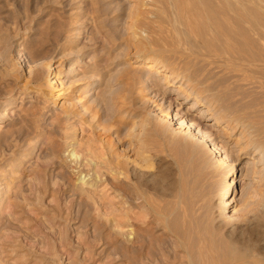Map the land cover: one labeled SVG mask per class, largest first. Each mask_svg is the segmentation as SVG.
Returning <instances> with one entry per match:
<instances>
[{
  "label": "rangeland",
  "instance_id": "rangeland-1",
  "mask_svg": "<svg viewBox=\"0 0 264 264\" xmlns=\"http://www.w3.org/2000/svg\"><path fill=\"white\" fill-rule=\"evenodd\" d=\"M153 3L0 0V264H149L154 257L150 264H264V162L252 144L238 140L241 128L204 124L220 111L249 123L264 142V43L257 62L175 49L165 33L160 46L151 44L149 31L161 29ZM138 55L157 57L160 64L132 62ZM75 61L79 69L67 74ZM57 73L63 84H49ZM175 76L180 81L169 86ZM202 85L209 90L200 91ZM179 88L192 92L189 100H172ZM56 93L62 95L56 99ZM210 96L216 104H229L200 119L221 146L223 161L221 153L206 154L186 142L178 127L180 119L200 115L210 102L187 111L190 100ZM118 160L124 164L114 165ZM84 175L95 184H83ZM134 202L141 209L150 203L151 219L169 209L164 213L183 232L184 243L176 241L174 228L156 225V241L139 250L142 261L133 258L135 251L126 253L121 240L142 228ZM234 205L249 212L251 229L237 239L226 233L234 224L227 217ZM121 215L133 224L113 221L109 229L120 240L109 245L103 223ZM226 240L244 251L243 262L230 261ZM155 243L165 245L164 259Z\"/></svg>",
  "mask_w": 264,
  "mask_h": 264
},
{
  "label": "bare ground",
  "instance_id": "bare-ground-1",
  "mask_svg": "<svg viewBox=\"0 0 264 264\" xmlns=\"http://www.w3.org/2000/svg\"><path fill=\"white\" fill-rule=\"evenodd\" d=\"M153 5H155L156 12H154V19L156 21V23L159 24V26L161 27V29L159 30H150V35L151 37V44H155V45H161L162 41L165 42V36H168V41H166L168 43V45H171L173 48L175 49H182V47L186 48V51L188 50L189 52H191L192 54H202V55H206L208 57V55L210 56H217L220 58H226V59H236V61L238 59H240L239 61H244L247 60V62H254L256 60H260V56H261V40L262 43H264V0H156V3ZM145 14V13H144ZM143 14V15H144ZM149 17V16H148ZM142 18V17H140ZM145 18V16H144ZM142 18V19H144ZM146 19V18H145ZM140 21V20H139ZM146 21V20H145ZM142 21V22H145ZM148 22H151L152 20H148ZM154 23V22H153ZM144 25V24H143ZM151 25V23H150ZM154 26V24H153ZM152 29V28H151ZM163 33H165L166 35L163 36ZM161 40V42H159ZM149 44V45H151ZM163 46V45H162ZM167 46V45H166ZM264 46V44H263ZM262 46V47H263ZM253 47H256L255 50ZM170 48V47H169ZM184 50V49H183ZM264 50V48H263ZM188 53V52H187ZM263 54V52H262ZM18 56H23V54L21 52L18 53ZM186 57V55H184ZM199 56V55H198ZM203 57V56H202ZM263 57V56H262ZM196 59V58H195ZM264 59V58H263ZM22 60V59H21ZM217 60V59H216ZM219 60V58H218ZM225 60V59H223ZM228 60V61H229ZM227 61V63H229ZM232 61V60H231ZM230 61V62H231ZM19 62V61H18ZM132 62H140V63H147V62H152V64L150 65V67H153L154 65H158L160 64L159 59H157V57L154 56H150V55H138L136 56L135 60ZM226 62V60H225ZM257 62V61H256ZM256 62L254 64V66L256 65ZM261 62V61H260ZM259 62V63H260ZM77 61H75L74 63L70 64V66H74L71 69H69V71L67 72V74H70L72 72H74L75 70H77L78 65L76 64ZM210 63V62H209ZM221 63V62H220ZM233 63V62H232ZM264 63V61H263ZM212 64V63H211ZM223 64V63H222ZM235 64V63H234ZM262 63H260L261 65ZM163 65V64H161ZM237 65V63H236ZM249 65V64H248ZM251 65V64H250ZM243 66V65H242ZM263 67V65H261ZM253 67V66H252ZM244 68V67H243ZM246 68V66H245ZM249 68V67H247ZM257 68H261V67H257ZM256 68V69H257ZM79 69V68H78ZM165 67L162 66L161 70H164ZM234 69V68H233ZM96 70V69H95ZM141 70V69H140ZM261 70V69H260ZM129 71L135 72V68H130ZM137 71V70H136ZM253 71V70H252ZM231 72V71H230ZM229 72V73H230ZM233 72V71H232ZM141 73V72H140ZM143 74V73H142ZM234 74V73H233ZM238 74V73H237ZM241 75V74H240ZM254 75V74H253ZM238 76V75H237ZM245 76V75H244ZM251 76V75H250ZM210 77V76H209ZM240 77V76H239ZM256 77V76H255ZM260 77V76H259ZM249 78V77H248ZM263 80V79H262ZM180 78L178 76L172 77V79L168 80L167 82L169 83V86L171 85H175L176 82H179ZM254 81V80H253ZM247 82V81H246ZM264 82V81H263ZM48 83L49 84H54V83H59V84H63V81L60 80V75L59 73L55 74L53 77L48 78ZM191 83V82H190ZM251 83V82H250ZM200 84V83H198ZM248 84V83H246ZM254 84V83H253ZM256 84V83H255ZM263 84V83H262ZM195 86V84H193ZM197 85V84H196ZM249 85V84H248ZM251 85V84H250ZM54 86V85H52ZM203 86V85H202ZM204 87V86H203ZM202 87V88H203ZM245 87V85L243 86V88ZM253 87V86H252ZM258 88H260L257 85ZM201 88V89H202ZM209 87L206 88V85L204 87V89L200 90L202 92H205ZM250 88V87H249ZM257 88V89H258ZM253 88H251L252 90ZM264 89V88H263ZM262 89V90H263ZM209 90V89H208ZM207 90V91H208ZM244 90V89H243ZM248 90V89H247ZM206 91V92H207ZM252 92V91H251ZM250 92V94H251ZM262 92V91H261ZM62 93V92H61ZM61 93H56L55 94V98L58 99L62 94ZM258 93V92H257ZM260 93V92H259ZM192 92L191 91H187L184 88H179L178 93L172 97V100L175 99H179L181 100V102H185L187 100H189V96H191ZM249 94V95H250ZM261 94V93H260ZM208 95V93H207ZM207 95H204V98H207ZM246 95V94H245ZM244 95V96H245ZM252 96V94H251ZM210 99H200L199 97H196L192 100H190L189 103V107L187 108V111H191V110H195L198 108H201V104L202 102H209L208 105L204 106L203 108H201L202 113L200 115H194V118H188V117H183L182 119H180L178 121V127H181L184 129L183 135L182 137L185 138L186 142H188L189 144L192 143V145H198L199 147L202 148V150L206 153V154H213V153H221L219 156L220 158L223 160H227L226 157H223V153H222V149L221 146L214 140H212V136L210 137L209 135H207V133L204 131V129H202L200 127L201 125V118H206L207 116H209V114L211 115V113H216V111L218 109H221L224 106H227L229 104H227L226 102H222L221 104H216V101H212L211 96L209 97ZM254 98V97H253ZM214 99V98H213ZM257 99V98H256ZM250 100V99H249ZM246 101V100H245ZM253 101V99L251 100ZM260 101V100H259ZM263 101V100H262ZM172 102V101H171ZM244 102V101H243ZM253 103V102H252ZM174 104V103H173ZM247 104V103H245ZM244 104V105H245ZM256 104V103H255ZM254 104V105H255ZM262 104V103H261ZM260 104V106H261ZM264 104V103H263ZM249 106V105H248ZM219 107V108H218ZM256 107V106H255ZM259 107V106H258ZM262 107V106H261ZM218 108V109H217ZM252 108V107H251ZM217 109V110H216ZM249 109V108H248ZM260 109V108H259ZM257 110V109H256ZM250 111V110H249ZM220 112V111H219ZM217 112V114L215 115L214 118L208 120L205 124L206 127H208L209 129H212L211 127H215L217 125H219L221 122H225V125H228L229 123L233 124L234 130H239L241 128V132H243V135H241V137L238 140H242V142H247L252 144L255 147V152L254 154H260L259 156V160L261 162H264V142L259 139L255 138V135L252 129H251V125H249V123H246L245 121H242L241 119H229L226 118V116L223 113H219ZM248 112V111H247ZM262 112V111H261ZM200 113V112H199ZM257 114V113H256ZM260 114V113H259ZM262 114H264V110L262 112ZM258 115V114H257ZM260 116V115H259ZM166 117L168 118H173V116L171 115H167ZM255 118V117H254ZM264 118V117H263ZM253 119V118H252ZM260 119V118H259ZM255 119H253L252 121H254ZM249 122V121H248ZM262 122H264V120H262ZM260 126V125H259ZM254 127V126H253ZM252 127V128H253ZM262 129V128H261ZM264 132V130H263ZM262 135V134H261ZM228 136V135H227ZM264 136V135H263ZM175 137V136H174ZM247 139H244L246 138ZM179 139V137H178ZM170 140V139H169ZM180 140V139H179ZM247 140V141H246ZM264 140V139H263ZM184 142V141H183ZM238 142V141H237ZM243 143L239 144V149H242ZM183 145V144H182ZM202 152V151H201ZM74 152H72L73 155ZM75 154V153H74ZM194 155V154H193ZM145 156V155H144ZM49 161V160H48ZM46 162V161H45ZM92 162V161H90ZM86 163L89 166L92 167H96L97 162L94 163ZM123 162V161H122ZM121 162V163H122ZM47 163V162H46ZM110 163V161H109ZM117 165L120 163L119 160L116 162H114V165ZM120 163V164H121ZM42 164V163H41ZM44 164V161H43ZM111 164V163H110ZM119 164V166H120ZM124 164V163H122ZM50 165V164H49ZM264 165V164H263ZM43 167V166H42ZM51 167V166H50ZM98 167V165H97ZM113 167V166H112ZM117 167V166H116ZM264 168V167H263ZM38 169V167H37ZM96 169V168H95ZM92 170V169H91ZM93 171V170H92ZM96 171V170H94ZM264 171V170H263ZM40 172V171H39ZM42 172V171H41ZM97 172H99L97 170ZM98 175V173H97ZM96 175V176H97ZM70 176V175H69ZM116 176V175H115ZM86 175L81 176L83 184L85 183H92L95 184V181L93 182L92 180H88L85 179ZM50 178V177H49ZM96 178V177H94ZM93 179V178H92ZM101 179V178H100ZM40 180V179H39ZM113 180V179H112ZM54 181V180H53ZM97 181V179H96ZM100 181V180H99ZM81 182V183H82ZM41 183V182H40ZM89 183V184H90ZM233 183V180H229V185H231ZM42 184V183H41ZM48 185V184H47ZM54 185V184H52ZM79 185V184H78ZM77 185V187H78ZM228 185V186H229ZM82 186V185H81ZM91 186V185H90ZM47 187V186H46ZM51 187V186H50ZM76 187V186H75ZM81 188V187H80ZM58 190V189H56ZM84 190V189H83ZM94 190V189H93ZM50 191V190H49ZM90 192V190L88 191V193ZM52 193V192H51ZM91 193V192H90ZM144 193V192H143ZM227 193V192H226ZM50 194V193H49ZM87 194V193H86ZM93 194V193H92ZM51 195V194H50ZM54 195V194H53ZM89 195V194H88ZM91 195V194H90ZM144 195V194H143ZM94 196V194H93ZM93 196H91L93 198ZM231 196V194H230ZM227 197L226 200H224V205L225 204H229L231 201H229L228 199L230 198ZM42 197V196H41ZM51 197V196H50ZM89 197V196H88ZM85 196V198H88ZM89 199V198H88ZM91 199V198H90ZM141 199V198H140ZM52 200V199H51ZM92 200V199H91ZM231 200V199H230ZM90 201V200H89ZM143 201V200H142ZM223 201V199H222ZM122 202V201H120ZM140 202V201H139ZM150 202V201H149ZM221 202V201H220ZM123 203L125 204L126 202L123 201ZM122 203V204H123ZM128 203V202H127ZM141 203V202H140ZM222 203V202H221ZM123 204V205H124ZM129 204V203H128ZM125 204V205H128ZM133 204L135 207L138 206L139 203L134 202V203H130ZM142 204V203H141ZM144 206L141 209V205L138 206L140 207L139 213L138 211H136L138 214V218L134 217V219L136 218L137 220H141L139 222H141L142 228L140 230V232L137 230V232L140 233V235H138L136 237V233L131 237H127V238H123L121 240V246L123 247V249L125 250V252H129V251H135L134 253L137 254L136 256H133V258L135 257L136 259L138 258L139 260H141L142 258H145L143 256L144 253L139 252V250H143L146 246H152V242L155 240L153 236V231L152 229H154V227L156 225H159L160 227H164V228H174L175 232H176V236L177 239L176 241H181L183 242L184 238V234L182 231H179L178 228L176 229V226L174 225V221H171L168 219L167 216H169V213H166L165 215V210L164 212H160L158 214L154 215V220H156L155 222L153 221V219H151V215L149 216L150 212V203L148 202H144ZM143 205V204H142ZM164 205V204H163ZM162 205V206H163ZM222 205V204H221ZM49 206V205H48ZM132 206V205H130ZM134 206L131 207L129 210L134 209ZM154 206V205H153ZM152 206V207H153ZM53 207V206H52ZM68 207V206H67ZM123 207V206H122ZM161 207V206H160ZM165 207V206H164ZM120 208V206H119ZM128 208V207H126ZM48 209V208H47ZM50 209V208H49ZM152 209V208H151ZM155 209V208H154ZM53 210V209H52ZM121 210V209H120ZM124 210V208H123ZM153 210V209H152ZM155 210H159V208L155 209ZM154 210V211H155ZM161 210V209H160ZM134 211V210H133ZM163 211V210H162ZM49 212V211H48ZM52 212V211H50ZM122 212V211H121ZM127 212V211H125ZM156 212V211H155ZM56 213V212H55ZM129 213V211H128ZM122 214V213H121ZM131 214V213H130ZM249 212L245 211L244 213L241 212L240 208H236V206L234 205L232 207V213L230 214V216L228 217V223L229 222H233L234 224L231 226V228L229 229V232L227 235L231 238H234V236L236 235V239L238 238L237 235L239 234H250L251 232L249 231L250 227H249ZM120 215V214H119ZM185 215V214H184ZM132 216V215H131ZM235 216V217H233ZM193 217V216H192ZM103 218V217H102ZM104 219V218H103ZM116 219V218H115ZM115 219H109L106 218L105 222L103 223V230L105 227V242L107 244L111 243H115V241L120 240L117 233L113 234V231H111L109 228L111 227V225L114 223L113 221H115V223L117 224V226H121L124 225L123 222H121V219L123 221H125L126 223H128V221L130 220L127 216L125 215H121V218ZM132 219V218H131ZM186 219V218H185ZM174 220V219H173ZM131 221V220H130ZM133 221V220H132ZM131 221V222H132ZM138 222V221H137ZM136 222V223H137ZM184 223V222H183ZM198 223V222H197ZM227 223V224H228ZM133 224V222H132ZM129 225V224H128ZM138 225V224H137ZM215 226V225H214ZM218 226V225H217ZM221 226V225H219ZM159 227V228H160ZM203 227V226H202ZM222 227V226H221ZM221 227H215V231L216 229L220 230L219 228ZM156 228V227H155ZM163 228V229H164ZM199 228V227H198ZM113 229V228H112ZM254 229V228H253ZM252 229V232L254 233ZM169 230V228H168ZM251 230V229H250ZM101 231V230H100ZM117 231V230H116ZM173 231V229H172ZM184 231V230H183ZM199 231V230H198ZM249 231V232H248ZM118 232V231H117ZM170 232V231H169ZM174 232V231H173ZM174 232V233H175ZM221 232V231H220ZM119 233L123 232L119 230ZM132 233V232H131ZM171 233V232H170ZM187 234V231H186ZM102 235V234H101ZM103 235V236H104ZM175 235V234H174ZM240 235V236H241ZM123 236V235H121ZM125 236V234H124ZM155 236V235H154ZM175 236V237H176ZM190 236V235H189ZM217 236V235H216ZM223 236V235H222ZM221 236V237H222ZM239 236V237H240ZM136 237V238H135ZM163 237V236H161ZM191 237V236H190ZM189 237V238H190ZM212 237V236H211ZM219 237V236H218ZM157 238V237H156ZM165 238V237H164ZM183 238V239H182ZM206 238V237H205ZM213 238V237H212ZM104 239V237L102 238ZM167 239V238H166ZM187 239V238H186ZM199 239V238H198ZM204 239V238H203ZM235 239V240H236ZM242 239V238H241ZM192 240V239H191ZM212 239H210L211 241ZM156 241V240H155ZM173 241V240H172ZM175 241V240H174ZM221 241V240H220ZM227 241V240H226ZM247 241V240H246ZM119 242V241H118ZM200 242V241H199ZM229 242V243H227ZM225 245L226 246V251L227 253L232 257L230 258L233 261H241L246 255L244 254V251L242 252L240 248L237 247V245H234L235 241H227ZM110 243V244H111ZM154 243V242H153ZM167 243V242H166ZM179 243V242H178ZM184 243V242H183ZM192 243V242H191ZM109 244V245H110ZM117 246V242L115 243ZM163 244H165L163 242ZM170 244V243H169ZM175 244V243H174ZM182 244V243H181ZM210 244V243H209ZM216 244V242H215ZM218 244V243H217ZM245 244V243H244ZM156 245V243L154 244V246ZM160 245V244H159ZM158 245V246H159ZM191 245V244H190ZM195 245V244H194ZM155 246V247H158ZM167 246V245H166ZM170 246V245H169ZM187 246V245H186ZM200 246V245H199ZM224 246V245H223ZM120 247V244H119ZM147 247V249H148ZM155 247L153 248L155 256L156 254H158V251L161 253L160 255H164L162 253H164L165 250V245H164V249L161 247L160 248H156L158 251H155ZM175 247V246H174ZM189 248V244L187 246ZM201 247V246H200ZM242 247V246H241ZM192 248V247H191ZM146 249V252H147ZM150 249V248H149ZM173 249V248H172ZM176 249V248H175ZM119 250V248H118ZM168 250V248H167ZM171 250V249H170ZM221 250V249H220ZM122 251V250H121ZM132 251V252H133ZM169 251V250H168ZM186 251V250H184ZM190 251V250H189ZM145 252V251H144ZM151 252V251H150ZM125 253V255H126ZM153 253V252H152ZM171 253V252H169ZM176 253V252H175ZM117 254V253H116ZM131 254V253H130ZM172 254V253H171ZM192 254V253H191ZM224 254V253H223ZM118 255V254H117ZM120 255V254H119ZM123 254H121L120 256H122ZM124 255V256H125ZM206 255V254H205ZM218 255V254H217ZM128 256V255H127ZM130 256V255H129ZM128 256V257H129ZM151 255L147 256V259H151L148 258ZM160 256V257H161ZM110 257V256H109ZM131 257V256H130ZM153 257V256H152ZM158 257V256H157ZM159 257V258H160ZM163 257V256H162ZM220 257V256H219ZM228 257V256H227ZM117 258V257H116ZM123 258V257H122ZM155 258V257H154ZM153 258V259H154ZM200 258V257H199ZM114 259V258H113ZM152 259V260H153ZM157 259V258H156ZM164 259V257H163ZM193 259V258H192ZM108 260V259H107ZM106 260V261H107ZM111 260V258H110ZM152 260H150L152 262ZM132 261V260H129ZM142 261V260H141ZM149 261V260H148ZM158 261V259L156 260ZM164 261V260H163ZM167 261V260H166ZM228 261V259H227ZM244 261V260H243ZM241 261V262H243ZM256 261V259H255ZM137 262V261H136ZM150 262V263H151ZM155 262V260H154ZM189 262V261H188ZM202 262V260H201ZM245 262H249L248 260ZM257 262V261H256ZM106 263V262H105ZM107 263H112L111 262H107ZM129 263V262H128ZM148 263V262H147ZM149 263V264H150ZM153 263V262H152ZM163 263V262H162ZM190 263V262H189ZM231 263V262H230ZM254 263V262H253ZM134 264V263H132ZM139 264V263H138ZM213 264V263H212ZM246 264V263H245ZM249 264V263H247ZM252 264V263H251ZM256 264V263H255ZM261 264V263H260Z\"/></svg>",
  "mask_w": 264,
  "mask_h": 264
}]
</instances>
